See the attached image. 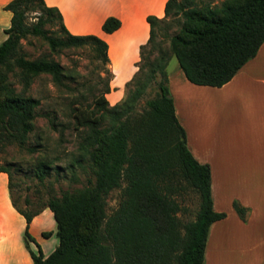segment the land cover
<instances>
[{
    "label": "trees",
    "instance_id": "1",
    "mask_svg": "<svg viewBox=\"0 0 264 264\" xmlns=\"http://www.w3.org/2000/svg\"><path fill=\"white\" fill-rule=\"evenodd\" d=\"M12 11L8 38L0 44V132H9L24 141L33 130L36 109L41 101L19 93L8 83V72L20 71L31 79L49 74L65 85L63 65L46 57L29 59L22 51L30 36L43 37L55 52L89 47L108 67L109 45L96 35L72 34L62 12L45 0H12L5 7ZM37 13L30 21V13ZM150 39L141 47V60L133 79L127 83L128 96L112 106L111 69L107 86L95 99L94 108L83 104L73 107L77 128L86 134L80 149L89 156L95 170L93 184L76 193H65L47 203L57 221L59 245L46 257L30 249L34 264H204L211 225L226 217L214 210L212 171L200 163L188 147L185 128L180 123L169 86L170 56L164 49L152 58L157 27L172 22L177 31L170 38L171 53L177 57L186 77L194 84L222 87L230 82L264 44V0H168L165 16L148 17ZM60 24V36L47 25ZM121 27V21L109 17L103 25L106 33ZM156 83L157 96L140 113L137 104L147 88ZM49 163L43 161L37 173L45 180ZM8 173L14 206L26 217V241L35 239L30 226L43 210L29 212L19 208L13 198V174ZM121 191L117 211L109 216L107 198ZM186 189L200 198L193 220L179 217L178 199ZM245 218L246 208L235 203ZM44 236H49L45 233Z\"/></svg>",
    "mask_w": 264,
    "mask_h": 264
},
{
    "label": "crops",
    "instance_id": "2",
    "mask_svg": "<svg viewBox=\"0 0 264 264\" xmlns=\"http://www.w3.org/2000/svg\"><path fill=\"white\" fill-rule=\"evenodd\" d=\"M11 1L0 0V44L12 24L13 13L5 8ZM45 1L60 9L72 34L108 43L113 78L107 98L119 102L150 39L148 17L163 18L168 0ZM109 17L121 21L113 33L103 30ZM169 86L189 149L211 167L214 210L226 213L210 227L204 264H264V44L222 87L192 83L180 65L169 72ZM235 203L246 208L245 218ZM26 230L27 219L13 204L10 177L0 172V264H34L30 249L38 252L40 245L48 257L59 245L50 208L32 220L30 248Z\"/></svg>",
    "mask_w": 264,
    "mask_h": 264
},
{
    "label": "rangeland",
    "instance_id": "3",
    "mask_svg": "<svg viewBox=\"0 0 264 264\" xmlns=\"http://www.w3.org/2000/svg\"><path fill=\"white\" fill-rule=\"evenodd\" d=\"M215 1L221 3L223 0ZM29 15L30 21H34L37 13ZM46 28L54 35L61 34L60 24L57 22ZM176 31L177 26L172 22L161 23L157 27L158 36L151 56L155 58L158 49H164L170 56L168 72L180 65L177 57L171 53L168 36ZM22 51L32 60L41 57L56 60L66 72L64 86L56 84L49 74L34 77L26 84L19 76L18 69L8 72L10 87L41 101L36 109L33 130L24 141L9 132H0V165L8 166L12 171L13 198L22 210L35 212L44 211L52 198H62L65 193H76L95 182V170L89 156L80 149L86 131L77 128L73 107L83 104L94 108L95 99L105 90L110 78L106 68H111L109 65L106 67L89 47L55 52L43 37L38 36H30L24 40ZM112 78L113 76L111 81ZM157 93V84L152 83L139 100L137 111L144 112L148 108L147 102L155 98ZM128 94V89L125 88L124 96L119 102H109L112 106L122 103ZM43 161L50 165L45 180L37 173ZM178 199L181 202L179 217L183 221L193 220L200 207L199 196L192 189H186ZM120 200L119 189L108 196L109 216L117 211ZM51 236L52 234L46 237Z\"/></svg>",
    "mask_w": 264,
    "mask_h": 264
}]
</instances>
